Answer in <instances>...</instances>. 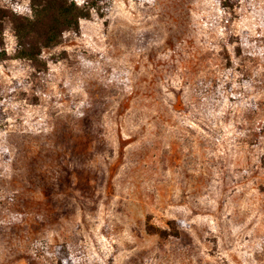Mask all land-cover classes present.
Masks as SVG:
<instances>
[{
	"label": "rangeland",
	"instance_id": "rangeland-1",
	"mask_svg": "<svg viewBox=\"0 0 264 264\" xmlns=\"http://www.w3.org/2000/svg\"><path fill=\"white\" fill-rule=\"evenodd\" d=\"M0 9V264H264V0H110L35 63Z\"/></svg>",
	"mask_w": 264,
	"mask_h": 264
},
{
	"label": "trees",
	"instance_id": "trees-1",
	"mask_svg": "<svg viewBox=\"0 0 264 264\" xmlns=\"http://www.w3.org/2000/svg\"><path fill=\"white\" fill-rule=\"evenodd\" d=\"M109 2L110 0H83L80 3L77 0H30V16L14 14L6 18L12 24L18 40V56L38 62L43 50L60 45L63 34L78 31L82 20L90 19L93 14L102 17ZM2 13L5 11L0 9V35L4 21ZM222 88L224 92L228 90ZM81 118L84 125H89V113L81 115ZM59 255L60 264H69L68 253L64 248L60 249Z\"/></svg>",
	"mask_w": 264,
	"mask_h": 264
}]
</instances>
